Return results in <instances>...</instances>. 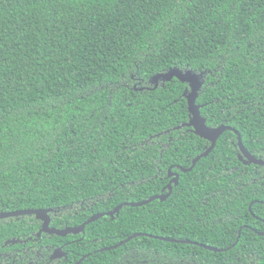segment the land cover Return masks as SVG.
Listing matches in <instances>:
<instances>
[{
	"label": "trees",
	"instance_id": "trees-1",
	"mask_svg": "<svg viewBox=\"0 0 264 264\" xmlns=\"http://www.w3.org/2000/svg\"><path fill=\"white\" fill-rule=\"evenodd\" d=\"M175 68L204 75L207 125L233 128L264 160V0H0V213L50 209L52 227H79L167 193L174 167L166 202L68 236L82 241L64 264H117L134 251L264 264V168L241 160L227 131L192 172L178 170L210 143L175 130L190 121L187 84L154 90L152 78ZM41 228L34 216L1 220L0 247ZM136 234L229 250L144 236L100 251Z\"/></svg>",
	"mask_w": 264,
	"mask_h": 264
},
{
	"label": "water",
	"instance_id": "water-1",
	"mask_svg": "<svg viewBox=\"0 0 264 264\" xmlns=\"http://www.w3.org/2000/svg\"><path fill=\"white\" fill-rule=\"evenodd\" d=\"M203 78H204L203 74H197L191 70L182 71L180 69L175 68L169 72L157 74L151 80V83L155 86L154 90H156L160 86L161 82L163 84H165L168 82H172L174 79H177L182 84H187L189 86V91L185 92L184 97L187 100L188 111L190 114V121L188 123H185V124L175 128V130H181L183 128L192 129V131L195 135H197L201 139L210 143V147L205 152H203L202 154L197 156L192 161V165L190 168L186 169L183 167H179L181 172H183L185 174L192 172L196 168L197 164L202 159L207 158L214 151L219 139L227 131L236 132L233 128H231L229 126H225V125H221V126L216 127V128H212V127H209L207 125L206 119L201 114L202 106L197 104V100L199 98L200 92L202 91V88L204 86ZM142 90H145V89H142ZM148 90H151V89H148ZM236 133L238 135V148L240 151V159L244 160L246 164L256 165V166H260V167L264 168V160L258 159L255 156H253L245 148V146L243 144L242 137L239 135L238 132H236ZM168 176H169V178H171V181L168 184V186L165 188V190L168 191L167 194L157 195V196L150 198L149 200H146V201H143L140 203L120 205L114 211H112L110 213L94 215L89 221H87L86 223H84L83 225H81L79 227H68V228L63 229V230L51 228L50 227V225H51L50 214L53 212V210H50V209H38V210L29 209V210H23V211L0 213V221L11 219V218H17L18 219L21 217L34 216V217H36L37 220H39L43 223L42 229L37 234V237H40L43 233L53 235V236L62 237V238H66L70 235H81L85 232L88 225H91V224L99 221L100 219H102L106 216H110L112 218L115 217L116 215H118L120 213V211L125 206H130L133 208H141V207L149 205L155 201L166 202L168 200V198L172 195L174 187H177L179 185V180H180L179 174L173 173L172 168L169 169V175ZM252 206L253 205L250 206V212L251 213H252ZM144 236H148L150 238L158 239L160 241L169 242V243H183V244L199 245L200 247H202L208 251L215 252V253H221V252H225V251L229 250L228 249L225 251H221L219 249L209 247V246H205V245L198 244V243L179 242L176 240L154 237L151 235L136 234V235H133L132 237H130L129 239H127L125 242H123L119 245H116L114 247L104 249V250H102V252L107 251V250L108 251L117 250V249L123 247L124 245H126L127 243L131 242L132 240L140 238V237H144ZM11 243L17 244L18 241H12ZM89 256L90 255L83 257L77 264H82L84 262V260L87 259Z\"/></svg>",
	"mask_w": 264,
	"mask_h": 264
},
{
	"label": "flooded vegetation",
	"instance_id": "flooded-vegetation-1",
	"mask_svg": "<svg viewBox=\"0 0 264 264\" xmlns=\"http://www.w3.org/2000/svg\"><path fill=\"white\" fill-rule=\"evenodd\" d=\"M171 168H172L173 173H177L173 171L174 167H171ZM178 170H180L179 167H178ZM169 179L171 181V178ZM165 191L167 190L164 189V192ZM167 193H164V194H167ZM50 217H51V214H50ZM42 226H43V223H42ZM50 227L54 228L52 227V219H51ZM37 234L35 235V237L29 238V239H22V240L21 239H11V240L6 241L0 247V264H64L65 261H67L69 258L67 247L71 244H77L82 241V239L80 238H76L73 240H67L68 237H66V238H63L65 239L64 240L65 242L61 241L59 242V244H54V243L51 244L50 240L52 239L53 235L43 233L40 237H37ZM259 234L260 236H264V233H259ZM76 236H80V235H76ZM239 238H240V235L238 237V240ZM12 241H18V243L12 244L11 243ZM237 243L238 241L236 242V244ZM100 251L102 252V250ZM169 261L171 263L165 262V260H161V256H157L156 258L152 260L151 257L146 256L144 253L134 251L132 253L124 254L123 257L120 258L117 264H196V263H191L189 260L185 258L180 259V261L178 262L174 259H169Z\"/></svg>",
	"mask_w": 264,
	"mask_h": 264
},
{
	"label": "rangeland",
	"instance_id": "rangeland-1",
	"mask_svg": "<svg viewBox=\"0 0 264 264\" xmlns=\"http://www.w3.org/2000/svg\"><path fill=\"white\" fill-rule=\"evenodd\" d=\"M154 258H156V257H153L152 260H153ZM161 260H163L162 257H161ZM165 262H169V263H171L169 260H168V261H165Z\"/></svg>",
	"mask_w": 264,
	"mask_h": 264
}]
</instances>
